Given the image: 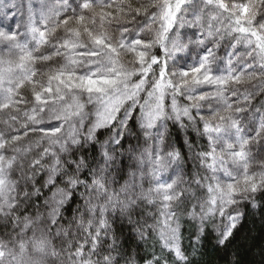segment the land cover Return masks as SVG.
<instances>
[{
  "label": "clouds",
  "instance_id": "clouds-1",
  "mask_svg": "<svg viewBox=\"0 0 264 264\" xmlns=\"http://www.w3.org/2000/svg\"><path fill=\"white\" fill-rule=\"evenodd\" d=\"M0 264H264V0H0Z\"/></svg>",
  "mask_w": 264,
  "mask_h": 264
}]
</instances>
